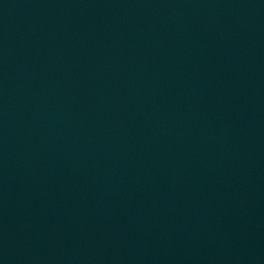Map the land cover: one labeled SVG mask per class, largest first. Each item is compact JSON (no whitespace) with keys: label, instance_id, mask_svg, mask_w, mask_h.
Returning <instances> with one entry per match:
<instances>
[{"label":"water","instance_id":"1","mask_svg":"<svg viewBox=\"0 0 264 264\" xmlns=\"http://www.w3.org/2000/svg\"><path fill=\"white\" fill-rule=\"evenodd\" d=\"M0 264H264V0H0Z\"/></svg>","mask_w":264,"mask_h":264}]
</instances>
